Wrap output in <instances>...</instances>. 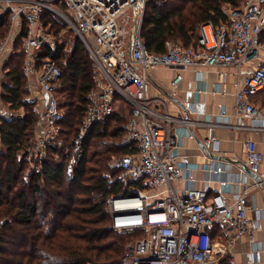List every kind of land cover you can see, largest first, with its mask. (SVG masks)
Returning <instances> with one entry per match:
<instances>
[{
	"label": "built area",
	"instance_id": "obj_1",
	"mask_svg": "<svg viewBox=\"0 0 264 264\" xmlns=\"http://www.w3.org/2000/svg\"><path fill=\"white\" fill-rule=\"evenodd\" d=\"M149 1L0 0V16L10 14L11 20L10 35L0 40V57L11 33L15 29L24 32L23 72L44 94V110L39 109L45 111V131L37 133L22 157L39 174L49 152L56 151L68 158L67 173L73 179L93 128L106 125L125 106L130 117L122 143L135 145L138 153L126 155L117 163L131 196L112 198L108 205L115 230L146 232L132 246L127 259L130 264H213L216 231L224 232V248L230 250L244 236L255 244L257 225L249 217L246 190L232 192L229 200L224 193L229 187L226 180L221 181L222 190L211 195L207 189L195 187V167L179 161L181 142L176 130L248 128L171 113L172 100L150 95V75L158 68L174 69L171 86L176 97L190 69L199 74L203 69L217 68L241 72L251 66L252 73L237 87L235 113L253 120L251 129L264 131V0H240L238 6L226 8V22L201 24L190 47L168 41L162 54L149 51L142 36ZM46 13L68 25L87 49L92 64L95 88L84 123L70 142L65 138L66 113L60 101L63 70L53 59L59 46H64L58 40L64 30L58 36L51 32L44 21ZM184 108L190 111L192 104ZM204 144L211 147L210 141ZM246 148L248 165L259 176L257 184L263 185L260 172L264 155L256 142H248ZM213 172L218 175L222 169ZM260 251L251 249L247 259L238 264H255Z\"/></svg>",
	"mask_w": 264,
	"mask_h": 264
},
{
	"label": "trees",
	"instance_id": "obj_2",
	"mask_svg": "<svg viewBox=\"0 0 264 264\" xmlns=\"http://www.w3.org/2000/svg\"><path fill=\"white\" fill-rule=\"evenodd\" d=\"M239 4L240 0H150L143 39L149 51L160 54L165 53L168 41L179 39L190 47L201 24L226 22L224 7ZM44 21L56 35L68 28L52 13H46ZM10 27V14L1 15L0 40ZM24 37L22 33L17 53L7 63L3 85L6 105L13 111L23 110L25 116L3 120L0 126V219L6 218L0 227V264H130L127 256L132 245L146 232L115 230L108 205L112 198L131 196L120 177L121 169L113 165L114 160L138 153L135 145L121 143L129 115L126 118L119 111L106 125L93 128L73 179L67 173L68 158L56 151H50L41 173L32 172L21 156L40 115L27 97ZM53 59L63 70L60 101L65 97L61 107L66 113L65 138L70 142L84 123L95 88L92 64L77 37L71 50L59 46Z\"/></svg>",
	"mask_w": 264,
	"mask_h": 264
},
{
	"label": "crops",
	"instance_id": "obj_3",
	"mask_svg": "<svg viewBox=\"0 0 264 264\" xmlns=\"http://www.w3.org/2000/svg\"><path fill=\"white\" fill-rule=\"evenodd\" d=\"M19 33L20 31L17 32L16 29L11 33L6 51L0 57V126L3 120H15L25 116V112H20L23 110L14 111L17 116H7V108H5L6 103L3 100L4 79L8 71L7 68L4 69V66L11 56L17 53L19 39L24 32ZM8 34L10 35V33ZM8 34L4 39L7 38ZM225 71L228 72V76H223V72ZM252 71L253 68L251 66L243 68L241 72H238L234 68H217L203 69L199 74L196 70L190 69L185 74L184 81L180 85L176 97L172 95L171 86V82L176 75L174 69L158 68L153 70L150 75V95L161 96L172 100L174 104H172L170 108L171 113L186 114L189 115L191 119L202 122H228L233 126L248 128L225 129L200 126L194 128V130L184 128H178L176 130L178 139L181 142V157L179 161L189 163L195 167V187L202 190L207 189L211 195L220 192L222 190L221 181L226 180L229 182V187L224 193L229 200L232 199V192H243L246 190L249 202V217L257 225L256 232L254 233L256 238L255 244H251L250 238L244 236L238 239L230 250L224 248L227 242V237L224 232L216 231L213 237L217 251L213 264H222L225 259L228 260V262H224L225 264H238L244 262L249 256L250 250L253 248L261 249L255 264H264V184H257V174L252 172L248 165L246 148L248 142H256L258 149L264 155V131L251 129L250 127H252L255 122L248 118L237 117L235 113V93L237 87L246 82L247 77L250 76ZM24 76L26 78L27 92L31 95V98H28V100L36 104V110L39 106L44 110V94L33 79H28L25 74ZM187 103L192 104V110H185L184 105ZM42 112L43 116L40 117V121L34 132L35 137L37 133L45 131V111ZM37 113L39 114L38 111ZM128 115L130 117L129 110ZM206 141L211 142V147H206L204 144ZM122 142L123 140L121 143ZM31 143L32 141H30L28 146ZM0 147L3 149L1 134ZM27 147L23 150L22 156ZM203 148H208L215 156L230 158L237 163L241 162L249 172L243 170L239 164L232 166L225 162L211 160L202 150ZM56 153L60 155L58 152ZM218 168L222 169V173L216 175L213 171ZM260 176L264 179V160L261 166ZM183 185V183L180 184V188H183Z\"/></svg>",
	"mask_w": 264,
	"mask_h": 264
},
{
	"label": "rangeland",
	"instance_id": "obj_4",
	"mask_svg": "<svg viewBox=\"0 0 264 264\" xmlns=\"http://www.w3.org/2000/svg\"><path fill=\"white\" fill-rule=\"evenodd\" d=\"M224 11L226 12V7H224ZM64 30V33L62 34V36H60V37H58V40H60L62 43H63V45L64 46H66V48L68 49V50H71L72 48H73V46H74V44H75V41H76V37H75V34L71 31V30H69L68 28L67 29H63ZM198 33V32H197ZM57 36H58V34H57ZM173 42L174 43H179V44H183L182 42H181V40H179V39H177V40H173ZM9 61V60H8ZM8 61L6 62V64H5V66H4V69L6 68V66H7V63H8ZM4 81H5V79H4ZM28 98H31V95L30 94H28V96H27ZM61 102H65V97L64 98H61ZM5 104V103H4ZM6 107L5 108H7L6 109V115L7 116H9V117H11L12 115H14V116H17L16 115V113H14V111H12L11 109L9 110L8 109V106L7 105H5ZM37 111L39 112V114L41 115L40 117H42L43 116V112L41 111V109H39L38 107H37ZM20 112H24V111H20ZM119 113H121L122 115H124V116H126V118H128V111L125 109V107L123 106L122 108H120V112ZM126 125H127V123H126ZM35 134H34V136H33V138L30 140V141H34L35 139ZM2 151V148L0 147V152ZM21 158H22V160H24L27 164H28V162L26 161V159H24V157H22L21 156ZM119 159L118 160H114V163H113V165H118V163H119ZM118 162V163H117ZM28 166H29V168H31L30 167V165L28 164ZM121 175H120V177L122 176V172L120 173ZM43 198H46V196H47V192H46V189H45V191L43 190ZM16 202V201H15ZM17 204V203H16ZM6 218L5 217H3V218H1L0 219V224H1V221H4ZM1 227V226H0ZM139 239V238H138ZM134 245V244H133ZM132 245V246H133Z\"/></svg>",
	"mask_w": 264,
	"mask_h": 264
},
{
	"label": "water",
	"instance_id": "obj_5",
	"mask_svg": "<svg viewBox=\"0 0 264 264\" xmlns=\"http://www.w3.org/2000/svg\"><path fill=\"white\" fill-rule=\"evenodd\" d=\"M134 37H135V35L133 34L131 36L130 42H129V47H130L129 56L130 57H132V49H133ZM202 150L207 154V156L211 160L225 162V163H228L229 165H232V166L239 164L242 167L243 170H245L246 172H249V171H247V168H245L244 164H242L241 162L240 163H237L236 161H234V160H232L230 158H224L222 156H215L210 150H208V148H203ZM256 180H259V176L258 175H256Z\"/></svg>",
	"mask_w": 264,
	"mask_h": 264
}]
</instances>
